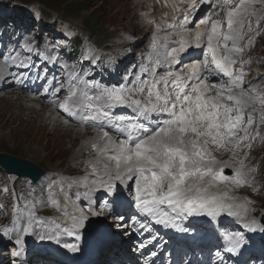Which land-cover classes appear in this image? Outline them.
Masks as SVG:
<instances>
[{
  "label": "snow or ice",
  "instance_id": "1",
  "mask_svg": "<svg viewBox=\"0 0 264 264\" xmlns=\"http://www.w3.org/2000/svg\"><path fill=\"white\" fill-rule=\"evenodd\" d=\"M209 2L199 0L200 4ZM257 2L264 5V0H223L222 19L212 18L220 16V11L209 13L196 24L194 32L188 37L181 36L177 46L164 51L166 67L160 74L156 70L161 65L160 59L151 67L141 65L131 86L127 78L124 84L101 86L84 78L89 75L87 71L72 70L59 88H53L51 95L55 96L67 83L59 110L96 131L91 143L95 158L88 162L96 179L83 193L85 197L90 198L91 193L101 189L103 193L117 196L127 191L140 215L151 223L181 232L188 229L181 227L178 221L188 217L206 216L215 221L223 213L237 216L239 208L245 213L248 211L247 204L251 202L237 203L238 198L231 193L241 187H253L250 176L255 169L246 164L248 150L258 138L264 142L259 131L264 115L257 122L253 107L257 102L264 104V90L257 94L256 85L250 83L245 87L243 83L246 75L243 68L249 61L242 59V53L254 43V35H260L253 22L247 21ZM196 6L197 0H191L190 9ZM212 7L217 5L212 4ZM260 19L264 16H257V26ZM189 23L186 14L179 21L180 31H186ZM246 23L247 32L244 31ZM201 25L205 28L201 29ZM168 27H177L175 18ZM249 33L254 35L241 46L240 42ZM155 45L153 40V48ZM38 47L26 42L24 51L34 53ZM53 47L60 45L54 43ZM190 48L201 49L202 58L185 63L181 54ZM39 58L57 62V57L51 53L40 54ZM83 58L88 60L89 55L84 53ZM11 59L20 68L34 66L30 56L20 59L17 55ZM238 62L240 67L234 68ZM145 73L149 78L141 79ZM44 91L48 92V87ZM116 108L131 109L132 115H117L113 111ZM221 150L230 152L231 158L218 160L215 152ZM228 168L232 169V174H226ZM30 203L26 202L25 208L19 210L21 218L27 213L26 223L18 224L14 212L17 246H22L25 235L35 234L34 224H41L34 208L28 207ZM52 203L58 207L54 199ZM107 210V203L102 204L99 211L91 202L86 209L77 207L78 214H71L70 223L62 231L79 239V230L86 227L88 217L103 215ZM115 218L124 219L123 216ZM133 221L140 223L135 217ZM242 226L252 231L257 225L251 220ZM141 227L151 231L143 223ZM8 231L5 229L6 233ZM60 232L57 225L55 232L51 229L40 232L39 239L59 242ZM152 239L156 237L153 235ZM227 240L230 246L226 250L236 252L242 236L233 232L227 235ZM62 247L77 250L72 244L63 243ZM12 255L20 253L14 251Z\"/></svg>",
  "mask_w": 264,
  "mask_h": 264
},
{
  "label": "rangeland",
  "instance_id": "2",
  "mask_svg": "<svg viewBox=\"0 0 264 264\" xmlns=\"http://www.w3.org/2000/svg\"><path fill=\"white\" fill-rule=\"evenodd\" d=\"M23 1L27 3L28 0ZM180 1L181 0H159L155 5L158 9L161 5L167 4L171 10V19L163 25L166 27L163 31L168 32L170 29H173L169 28L168 25L174 23V18L175 23H178V18L181 16L179 17L174 14V7ZM20 2L23 3L22 0H0V9H2L7 3H12V5L16 6L20 5ZM140 3V0H36L31 4L34 5V8L39 7L43 9L45 13L59 16L62 20L70 23L69 27L82 30L84 35H88L89 38L97 40L102 46L104 43L109 42V40L118 32H129L130 34L128 37L118 41L115 45L107 46L106 48H97L104 52H117L121 50L123 55L137 52L135 56L131 57L132 60L130 61L132 63L130 68L134 67L132 70L134 77L135 74L140 73L141 65L150 66L157 54V50L161 46L159 42H156L155 48H153L154 39L152 38L156 35H151L152 31H143L138 26L136 28L135 21H129L128 19L129 14L133 12L134 8L140 6ZM120 6H122L121 9L118 8ZM146 9L150 10L149 7ZM120 10L129 13L123 19H117L122 18V15L118 14ZM252 12V15H250L251 19H247V21L253 22V27L260 32V35L249 33L244 37V40H242L240 44L243 46L247 42L249 36L254 35V43L245 49L242 53V59L249 61V63L244 65L243 71L249 70L253 66L258 67V73L253 77V79H255L256 76H259L253 83L256 85L258 94L261 90H264V19H260L258 26L255 21L257 16H264V5L257 2L252 6ZM100 14L104 15L102 16ZM220 14L221 16H214L217 19H222L223 12H220ZM90 16L91 20L88 21L91 24L89 27L87 25L84 28L82 22L85 21V18ZM146 16L147 14L143 15L142 19ZM114 18L117 20L110 21V19ZM27 25L28 28L26 27V30L20 29L21 31L17 37L14 34H7V30L2 32L5 28L2 27L1 29L0 26V78L2 76L4 78L8 76V74L12 75V73L17 70V63L13 62L11 57L17 55H19L20 59L25 57L21 53L18 45L21 44L22 46L26 44V42L33 44L37 41V36L32 34V31L35 30L33 28L34 25L32 23ZM161 26V22L158 21L155 27L157 31ZM17 28L19 27L11 26L9 29L16 30ZM89 30L93 32H90L91 34H89ZM244 31L247 32V23ZM42 32L44 33L45 31ZM14 37L16 38L13 39ZM163 37L165 39L164 42H166V34L163 35L162 38ZM29 39H32V42H29ZM127 41H129L128 44ZM54 43L55 42H53L52 45ZM135 44L138 46L137 49L135 48ZM124 47L130 48V53L124 50ZM54 49L58 50L60 47ZM50 52L53 54V51L50 50ZM67 56L69 57V55ZM136 56H139V58L134 60V57ZM5 57H9V59L6 60ZM56 57L57 62L55 66L58 67L56 68V71H59V69L61 73L66 71L69 68L67 66V61L58 56ZM125 68L126 66L124 65L123 70ZM112 75L111 70H106L100 74V79L103 80L104 78L108 83H112L110 80ZM97 78H99V75H97ZM118 84L119 82L116 85ZM15 91H17V88L12 86L0 92V154L4 153L33 163L44 170L46 175L38 184L30 186L28 183L18 180L15 177H3L0 173V200L3 197L6 198V202H4L3 205L0 204V239L5 240L11 238L9 236H3L5 230L3 232L2 227L8 223L11 217L14 218V212L18 224L22 225L27 222L26 217L21 218L19 211L25 208L26 202H31L28 204V207L36 205L37 211L42 208H50L53 205V199L61 203L66 197H71L70 195H67V191L63 190L66 185L68 187L71 185L70 181L76 183L75 180L79 177L93 175L91 166L88 163L91 159H89L90 148L87 147V144L84 149H82V154L80 156L73 157L74 155L71 151L72 143L75 142L77 144L79 138L72 132H52V121H62V119L60 120L59 116L56 114L55 109L48 107L55 112L56 116L49 114L45 120L46 123L44 121V123L40 125L38 118L37 120L35 119L37 116L34 111L35 106L30 105L29 102L17 95ZM21 105L22 108H20ZM259 107L264 110V104L257 102L254 105V118L256 121H259L261 117V113L258 111ZM45 110L46 108L42 111ZM251 110L252 109H250V111ZM253 131H255V126ZM259 131L264 134V125L259 128ZM47 133L49 134L47 135ZM79 152L80 150L78 153ZM215 155L218 160H228L231 158L230 152L222 150L215 152ZM233 163H235V161H233ZM252 168L255 169L251 176L256 183V192L258 195L253 198L252 206L247 204L248 211L246 213L248 217H258L264 212V153H262L260 157L253 158ZM228 169L232 172L231 168ZM5 189H7V191H5ZM84 191L87 190L84 189ZM256 192H252L251 194L255 195ZM240 201L243 204L245 199L240 197ZM80 206L86 209L88 207V201H83ZM61 208H63L62 205ZM94 208L99 211V207ZM68 211L69 210L65 209V213H68ZM24 216H27V213H25ZM39 218L42 223V218ZM34 227L33 232L36 233L37 226L34 224ZM30 237L31 241H39V238H37V235L35 234H30ZM35 243L37 244V242ZM5 246L6 245H4V248L2 249L0 248V257L2 258L6 257ZM20 247L23 248V246ZM30 263L32 262L30 261Z\"/></svg>",
  "mask_w": 264,
  "mask_h": 264
},
{
  "label": "bare ground",
  "instance_id": "3",
  "mask_svg": "<svg viewBox=\"0 0 264 264\" xmlns=\"http://www.w3.org/2000/svg\"><path fill=\"white\" fill-rule=\"evenodd\" d=\"M190 3H191V0H187V6L188 7H189ZM184 4H185V0H181L174 7V14L179 16V17L182 14H187V15H190L191 17H193V15L195 13V10H190V11H188L186 13L181 12V9H182ZM195 8H198V4H197V6ZM220 16H221V14H220ZM200 27H201V29H203V26H200ZM175 29H177V27H175L173 29H170L168 31L169 33L166 34V42H165V44H170V47L177 46L176 42L181 38V36L188 37L189 34L191 33V31L189 29H187L186 31H183V32L179 31V33L175 32ZM184 32H185V34H183ZM195 50H197V49L190 48V49H188L187 52L181 54L182 57H185L187 59L186 61H188V62H186V63H190L189 62L191 60L190 55ZM254 70L257 71V69H254ZM243 80H245V78H243ZM244 86H246L245 82H244ZM16 93H17V95L21 96L18 92H16ZM22 98L25 99L27 102H29L30 105H34L35 106V110L34 111L37 114L35 119L37 120V118H38V121H39L40 125H42L44 123V121L47 119L49 114H52V116H55V113H51L50 109H48L47 107H44L39 102H36V101H33V100H28L25 97H22ZM20 108H22V105L20 106ZM44 108H46V110L42 111ZM45 123H46V121H45ZM51 125H52V128H53V129H51L52 132L53 131L60 132V133H71L72 132L75 136H77L79 138L77 144L75 142L74 143L71 142L73 144L72 147H71L72 148L71 151L73 152V155H74L73 157L80 156L82 154V149H84L86 144H87V147L90 148L91 143H87V142L88 141H93L95 139V137H96V133L94 135L89 136L88 132H82L79 129L72 128L71 126H66L61 121H58V120L52 121ZM48 134L49 133H47V135ZM261 135L264 136V134H262V133H261ZM263 143L264 142H262L259 138L253 143V147H256V148L260 149L259 150L260 153L256 154L255 157H260L262 155V153L264 151V144ZM79 150H80V152L78 153ZM252 153L253 152H252V148H251L250 150H248V154L251 155ZM246 164H247L248 167L251 168V162H250L249 158H247ZM251 180L253 181L254 179L251 178ZM254 190H255L254 188H251V193L254 192ZM213 191H216V190L213 189ZM231 195H233V194L231 193ZM257 195H258V193L256 192L254 197H256ZM239 196L240 197L243 196L244 198H248L249 197L244 192L239 193ZM236 202L239 203V200L237 199ZM56 204L58 205V207L52 205V207H50V208H47V209L42 208V209L37 211L38 214H39V217H41L42 220H43L42 223L40 224L42 226V228H43L42 231H44L45 229H51V230H53L55 232V231H57V225H59L60 229H61V232H60V235H59V242H57L56 240H45L44 242L43 241L41 242V244L43 243L42 245H44L43 247H46L47 250H53L55 248H63L62 247L63 243L70 244L72 242V239L74 238V236H69V235H67L66 232L62 231V229L64 227L68 226V224L70 223V220H68L67 213H65V208L64 207L61 208L62 204H60L59 201H56ZM59 204H60V206H59ZM63 213H65V214H63ZM131 215H135L136 216L135 218H137V219L139 217V215L136 214V212L132 213ZM234 217H236V216H228L226 213H223L219 217H217V219H221L222 218V222L226 223V222H228V220H233ZM127 219H129V218H127ZM92 221H94V219L90 220V221H86L85 222L86 226H88ZM202 221H203L204 225H202V227H200L201 229L202 228L205 229V230H209V228L214 229V225H216L215 224L216 220L213 221V220H211V218L206 217V216H202ZM84 228H86V227H84ZM84 228H82V229H84ZM262 230H263V233H264V228ZM12 233L13 234L17 233L16 225L13 226ZM35 235H37V232L35 233ZM23 239L25 241H28V240L31 241L30 234L29 235H25L23 237ZM163 240H166V239H163ZM251 244H255V243L253 242ZM22 246H23L24 250L28 251L27 245H22ZM20 248H22V247H20ZM29 249L31 250V247H29ZM188 253H191V252L188 251ZM32 258H35V257L32 256ZM260 260L263 261V264H264V259H260ZM17 261H20V260H17ZM17 261H15V262H17ZM36 261L39 262L40 264H44V262L45 261H49V259H48L47 256L45 258H43L42 256H38V258H36ZM0 264H10V263H9V260L0 258ZM22 264H23V262H22ZM24 264H25V262H24ZM249 264H251V263H249Z\"/></svg>",
  "mask_w": 264,
  "mask_h": 264
},
{
  "label": "water",
  "instance_id": "4",
  "mask_svg": "<svg viewBox=\"0 0 264 264\" xmlns=\"http://www.w3.org/2000/svg\"><path fill=\"white\" fill-rule=\"evenodd\" d=\"M0 169L7 175L23 177L31 182H37L43 175L44 171L25 160L13 158L7 155H0Z\"/></svg>",
  "mask_w": 264,
  "mask_h": 264
}]
</instances>
